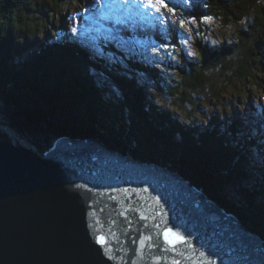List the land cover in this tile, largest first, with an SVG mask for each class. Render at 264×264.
<instances>
[{"label": "trees", "instance_id": "trees-1", "mask_svg": "<svg viewBox=\"0 0 264 264\" xmlns=\"http://www.w3.org/2000/svg\"><path fill=\"white\" fill-rule=\"evenodd\" d=\"M241 1H206L207 9L200 12V20L214 16L224 24H234L237 27L236 36L232 42L223 40L210 43L198 40V55L187 57L183 54L181 58H184V61L180 58L181 61L175 65L178 71L180 70V76L176 82L171 79L169 85L161 76V63L157 59V63L153 62L154 60L147 62L152 63L150 65L140 63L130 66L127 64L130 60L123 58L126 55L109 59L111 56H108L107 51L97 52L92 48L90 34L96 25H82L84 28L86 25L91 28H88V37L83 35L84 44H81L85 51L87 49L92 54L97 52L103 55L102 58L80 51L78 46L81 37L74 35L73 39L66 35V31L61 30L57 40L52 34L46 38L45 34L39 33L40 26L46 32L51 21L55 24L61 21L62 13L68 10L67 7L61 6L62 0H0V109L2 110L3 106L10 108L11 105V110L5 112L9 116L8 122L15 125L8 127L10 133L0 128V135L6 133L5 136L9 139L16 137L21 140L16 134L17 131L30 134L29 131L34 130L39 139H32L27 144L41 151L43 147L48 148L47 143L52 139L65 135L76 136L72 130L75 128L68 125L66 120L69 121L73 117L85 125L82 122L91 118L90 113L99 110L104 116H96L95 120H99L103 131L114 136L111 139L113 143L105 139L107 142L117 149L120 144L116 135L118 128H123V139L127 138L125 140L132 141V144L131 148L120 149L122 153L136 159L168 165L182 175L189 173L191 177H188V174L187 177L194 181L195 185L203 188L228 211L235 212L243 223L249 225L251 231L257 232L264 239V137H255L252 131L248 130L249 121H252L259 127L260 132L263 131L264 104L253 105V109L248 110L252 116L250 120L246 118L250 115L246 116L245 113L237 111L239 114L233 118L222 120L223 123L220 119L215 120L210 127H202V124H194V121L187 126L179 121L174 113L177 108L186 114L185 119L189 120L193 112L202 108L203 101H220V96L227 88L237 85L238 82L252 83L253 86L248 89L249 93L255 88L264 89V78L257 80L261 74L264 75V0ZM197 11L198 8L193 7L190 12L197 14ZM192 18L197 17L192 15ZM112 20L108 19L116 26L117 21ZM246 20L250 21L248 26L240 28V23ZM181 33L178 40L172 32L167 35L169 39H166L173 41L174 38V44L177 43L183 51L182 36L187 33ZM26 35H30L34 40H38V36H44L45 39V42L40 41L43 42L41 48L32 40L34 54L29 56L28 63L33 62V67L24 62L26 51L21 49L19 43L25 39L28 42L31 40ZM111 55L118 54L113 52ZM129 55L128 58H131L135 53L131 52ZM84 59L102 63L98 69L102 66L99 71L103 70L104 74L100 72L97 77L108 78L109 85L100 83L102 87H95L97 79H93L91 71L95 72L97 68L92 64L83 63ZM106 59H109L114 67L108 65ZM81 62L83 64H80ZM166 62L170 64L171 61ZM8 64L12 65L10 67L13 72L6 70ZM138 67L139 69L135 70ZM139 71L146 74L148 81L140 82L143 80L139 77ZM259 71L260 75L257 74ZM49 81L51 86L48 85ZM96 101L100 102L98 108H95ZM69 105L79 108L80 116L71 114ZM224 105L221 103L223 109L227 110ZM115 108L121 112L120 116ZM107 109H111V112ZM257 116L258 118H255ZM260 118L261 125L258 124ZM105 122L111 123V127ZM39 126H44L45 130ZM97 131L100 132L99 129ZM13 132H16L15 135ZM95 135L99 136V133ZM137 139L141 140L137 142ZM23 141L25 143V140Z\"/></svg>", "mask_w": 264, "mask_h": 264}, {"label": "water", "instance_id": "water-1", "mask_svg": "<svg viewBox=\"0 0 264 264\" xmlns=\"http://www.w3.org/2000/svg\"><path fill=\"white\" fill-rule=\"evenodd\" d=\"M0 264H264V239L176 171L98 140L39 151L0 136Z\"/></svg>", "mask_w": 264, "mask_h": 264}, {"label": "rangeland", "instance_id": "rangeland-1", "mask_svg": "<svg viewBox=\"0 0 264 264\" xmlns=\"http://www.w3.org/2000/svg\"><path fill=\"white\" fill-rule=\"evenodd\" d=\"M49 1L52 2V0H49ZM206 1H208V0H166L168 7L173 8L174 11L169 12L168 8H162L161 11L164 14H163V16H161L160 14L154 12L151 9L137 8V7L133 6L131 4V2L129 3L127 8L116 7V8H113L111 11H105V12L101 13V11L98 9V5L102 2V0H62L61 6L67 7L68 10H67V12L62 13L63 15H61V21L57 22V24H55L51 21V25H50L49 29L47 28L46 32L44 31L42 26H40L38 29H39V33L45 34L46 38H49V36L52 34L53 37L54 36L56 37V40L58 39V34L60 35L61 30L66 31L65 32L66 35L71 37V38L73 37L71 35V33L73 32V34L76 35L78 38L81 37V41H80L79 46H78L80 51H82L83 53L86 52L89 56H97L98 55L99 58H102L103 55L97 54V52H100L101 50L107 51L106 53L108 54V56L109 57L111 56V58H109V59H112V57H113V59H118L119 55L120 56L126 55V57H123V58H125V59L127 58L128 60H130L127 62V64H129L130 66H132V65L136 66V64H140V63H142L143 65H150L152 63L147 64V62L154 60L153 62L157 63V61H159V63H161V64H159V71L162 73L161 76L163 78H165L167 83L170 85L171 82H169V81L171 79L174 82H176V78H178L180 76L179 75L180 70L178 71V69L175 67V65H176V63L180 62L181 60L184 61V58H181L183 56V54L187 55V57H196L198 55V48H197V44H196V42L198 40L201 39L202 41H206V42H210V43L211 42L217 43L218 41L220 42L223 40L224 41L225 40L232 41L236 36L237 27L234 26V24H232V25L224 24L222 21H219V19L215 18L214 16L209 17V18L205 17V19L200 20V16H199L200 12L205 11L207 9V8H205ZM40 2H43V0H40ZM118 2H119V0H117V3ZM193 7L198 8L197 14H194L197 17L196 19L192 18L193 14L190 12ZM72 12L78 13V16ZM48 15H49V13H48ZM51 19H53V18H51ZM108 19H113L112 21H117V25L115 26V24L113 22L110 23L109 22L110 20L108 21ZM193 19H194V22H193ZM182 21H183V24L181 23ZM249 22L250 21H247V20L243 21L240 23L241 25H239V27L240 28L244 27V26L246 27V26H248L247 24ZM85 23H87V24L91 23L93 27L96 25L95 28L91 31V34H90V32H87L88 28H91L90 26L86 25L85 28L82 27V25H84ZM174 25H176V26H174ZM178 25L181 27L180 30H179L180 27H178ZM73 29H75V31H73ZM183 30L187 34H184L182 36V37H184L183 38L184 41L182 42L183 51H181L180 46L178 45L179 46V48H178L177 43H176V45L174 44V38H173V41L172 40L168 41L166 39V37H167V35H169L170 32H172L174 34V36L175 35L177 36V40H178L181 38L180 33L181 32L184 33ZM47 31L49 33H47ZM116 31H118L119 33H123L124 35L118 36L116 34L118 32H116ZM88 33L92 36L91 37V46H92V48L96 49V51H97V52H93V54L91 51H88L87 49L85 51V47L83 46V44H84L83 35H85V37H88ZM177 33H179V34L177 35ZM26 36L28 38H31V37H29L30 35H26ZM36 38H39V39L35 41L34 39L31 38V40L29 39V42L25 39L22 42L23 44L21 42H19L21 49L24 48L23 50L26 51V53H25L26 57L24 59V62H27V65H29L31 67H33V62L28 63L30 60V57L34 54V49H33V46L31 45V43L33 41H35V45L40 47L41 44L43 42H45L44 36H41V37L38 36ZM43 39H44V41H43ZM73 39H74V37H73ZM40 41H43V42H40ZM81 43H83V44H81ZM162 45H166L167 48L165 49L164 47H161ZM55 47H57V46H55ZM154 49H159V51H154ZM113 52L117 53L118 55L112 56L111 54H113ZM131 52H134L135 56H133V57L131 56V58H128L130 56L129 53H131ZM180 58H181V60H180ZM109 59H106L109 62L108 65L113 66L112 62H110ZM156 59H157V61H155ZM166 61H169V62L171 61V62H170V64H168V62H166ZM84 62L88 63L89 65L92 64L94 68H97L96 69L97 72L91 71L92 72L91 74L94 77L93 79H95L98 74H101V73L104 74L103 70L99 71L102 68V66L100 67V69H98L102 63L100 64L97 61H94V60L88 61L85 59H84L83 63ZM83 63L81 62L80 64H83ZM97 63H99V64H97ZM104 63L105 62H103V64ZM10 64H8L9 67L6 70L7 71L11 70L13 72V69L10 67L12 65H10ZM105 66H107V64H105ZM138 69H139V67L136 68L135 70H138ZM142 71H139L140 76L139 75L138 76L140 77V79L143 80L140 82L144 83V81L146 82V81H148V79L146 77V74H142L143 73ZM109 73H111V72H109ZM259 73H260V71L257 74H259ZM28 75H30V74H28ZM54 76H56V74H54ZM261 78L263 79L264 75L261 74L257 80H259ZM96 79L97 80H95L96 81L95 87H97V86L102 87L100 85V83L105 84V85H109V79L108 78H104L103 76H101V77L98 76ZM53 80H55L54 77H53ZM50 82L51 81H49L48 85L51 84ZM260 82H262V81H260ZM50 86L48 87V90L50 89ZM252 86H253V84L250 82L249 83H246L243 81L238 82L237 85H235V86L233 85V87L227 88V91L220 96V98H219L220 101L217 99L216 100L213 99V102H215V103H213L211 101H209V102L203 101L202 108H200L198 111L193 112L191 119L188 118L189 120H186L185 119L186 114L179 111L177 108L174 109V113L178 116L177 118L179 119V121H181L182 123L184 122L187 126H190L192 124L191 121H194V124H202V127L206 126V125H209L208 127H210V126H212L213 121L218 120V119H220L221 120L220 122L223 123L224 120H227L228 118L229 119L233 118L234 117L233 111H235V110H236V112L237 111L239 112L240 110L243 111V113H245L246 116L250 115L251 112H249L248 110L250 108H252L253 105L260 106L261 104H264V89H256L255 88V90L253 92L249 93L248 89H251ZM8 87H9V89L11 88V86H8ZM118 93L119 92H117V94ZM257 99L261 100L262 102H259V100H257ZM89 100H92V99H89ZM216 102H219L220 104H216ZM97 103H98V101H96V104ZM221 103L225 104L224 108H226L227 110L223 109V107L221 106ZM82 104H84L83 100H82ZM96 104H95V108L96 107L98 108V106ZM71 106L69 105L68 108H70ZM73 108L75 110L74 113H72L70 111L69 112L73 115L80 116L81 112H79V108H77L76 106H73ZM3 109H4V106L2 107V110L0 109V115H3V114H1V111L3 112ZM107 110L109 112H111V109H107ZM114 110L118 112L119 116L121 115V112L118 111L117 108H115ZM14 111H16V110H14ZM96 111H97L96 113H92V112L90 113L91 118H89L88 121L86 120V121L82 122V123H85V125L80 124L78 122V119H76V118H73V117L70 118L72 120L71 127L75 128V130L72 129L74 131L73 133L76 134V136H73V138H75V139L76 138H78V139L86 138L83 135H85V133H87L88 131H90L92 134H98L99 133L100 137H102L108 141H110L112 138H114V136L112 137L111 135H109L105 131H103L102 125H100L99 120H95L96 116L97 117L103 116L102 114H100L99 110H96ZM247 112H249V113L247 114ZM122 116H123V113H122ZM227 116H229V117H227ZM3 118L5 119L6 117L0 116V128L2 129V131H6V132L10 133V131H9L10 129L8 127L12 128L15 125H12L8 121H4ZM246 118H248V120H250L252 118V116L250 115V116H247ZM255 118H258V116ZM124 120H126V118ZM73 123H75V124H73ZM249 123H250V125L248 127V130L250 129L252 131V134L255 137H257V136L259 138L264 137V126H262L263 131L260 132L259 127L256 124H254V122L249 121ZM261 123H262V118H260V122H258V124L261 125ZM110 124H109V127H110ZM138 125H139V123H138ZM39 127H41L42 130H45L44 126H39ZM68 128H70V127H68ZM97 129H99L100 132H98ZM122 131L125 134V130L123 128H122ZM17 132L18 133H16V132L15 133L17 135H19L23 140H25V143H23V145L29 146L27 144V142H29L33 138H34L33 140H38V138H39V135H37L34 130L29 131L30 134H28V132H25V131H22V132L17 131ZM15 133L13 132V135H15ZM5 134H1L0 136L9 139L8 137L5 136ZM70 134H72V133H70ZM65 136H71V135H65ZM63 137L64 136H59L58 138H55L54 140L52 139L51 142L48 141V143H47L48 147L49 148L52 147L55 144L56 140H59V138H63ZM100 137H99V139H101ZM22 139L19 140L18 138L15 137L14 139H11V141L12 142L15 141V143L16 142L22 143V142H24ZM47 139H49V138H47ZM117 139H121V140H118V142L121 146H123L125 148H131L132 141H130V142L126 141L127 138L123 139L122 135H121V137H118ZM106 140L102 141L103 145L105 147H107L108 149L112 150L113 148L111 147L109 142L107 143ZM140 140L141 139H137V142ZM106 143L109 145H107ZM259 147H261L260 144H259ZM116 151L122 153L118 149H116ZM122 154H124V153H122ZM124 155H129V154H124ZM129 156H131V155H129ZM134 159H136V158H134ZM145 161L147 163H151V164L154 163L151 161L149 162V160H145ZM156 164H158L160 166L162 165V167H164L163 164H161V163H156ZM165 168H169L172 170V168L170 166L168 167V165ZM193 183H195V182H193ZM198 188L200 191H203L204 194H206L207 196L210 197V195L208 193H206L203 188H201V187H198ZM228 191H230V190L228 189ZM210 199L213 200L211 197H210ZM214 201L217 202L216 200H214ZM217 204L222 206L218 202H217ZM223 208H225V206H223ZM228 212L236 215L235 212H232V211H228ZM255 214H257L256 211H255ZM238 219L240 220V222H243L240 219V217H238ZM243 224L247 227V229H249L250 232H253L250 230L248 225H246L245 223H243ZM253 233H255V232H253ZM255 234H257V233H255Z\"/></svg>", "mask_w": 264, "mask_h": 264}, {"label": "snow or ice", "instance_id": "snow-or-ice-1", "mask_svg": "<svg viewBox=\"0 0 264 264\" xmlns=\"http://www.w3.org/2000/svg\"><path fill=\"white\" fill-rule=\"evenodd\" d=\"M130 2L133 6L137 8H148L160 14L161 16H163V13L161 11L162 8H168L169 12L174 11L173 8L168 7L166 0H119L118 3L117 0H102V2L98 5V9L101 11V13H103L105 11H111L113 8L116 7L127 8ZM181 23L183 24V21ZM73 31H75V29H73ZM161 47H164L165 49L167 48L166 45H162ZM154 51H159V49H154ZM170 236L173 237L172 239H169L170 244L174 245L176 243L186 242V238L184 236L174 234L171 229H169L165 233V238L168 239ZM98 243L104 245L105 244L104 238L100 237L98 239ZM201 254L204 255V253Z\"/></svg>", "mask_w": 264, "mask_h": 264}, {"label": "bare ground", "instance_id": "bare-ground-1", "mask_svg": "<svg viewBox=\"0 0 264 264\" xmlns=\"http://www.w3.org/2000/svg\"><path fill=\"white\" fill-rule=\"evenodd\" d=\"M243 1V0H242ZM241 1V2H242ZM248 1V0H247ZM239 2V1H238ZM240 2V3H241ZM240 3H238L239 5H240ZM239 8V7H238ZM241 8V7H240ZM261 8V7H260ZM263 8V7H262ZM200 10V9H199ZM242 12H243V10H242ZM72 13H75V12H72ZM77 16H78V13H75ZM153 14V13H152ZM164 14V13H163ZM236 14V13H235ZM194 15V14H193ZM239 15V14H238ZM233 16H234V14H233ZM158 17V16H157ZM160 17V16H159ZM77 19V18H76ZM225 19V18H224ZM223 20V19H222ZM229 20V19H228ZM261 22V21H260ZM120 24V23H119ZM166 24V23H165ZM255 24V23H254ZM258 24H259V22H258ZM60 25V24H59ZM256 25V24H255ZM263 26V25H262ZM193 27V26H192ZM260 27V26H259ZM67 28V27H66ZM107 29V28H106ZM241 30V29H240ZM249 33V32H248ZM118 36L119 35H124L123 33H116ZM71 35L74 37V34L73 33H71ZM128 35V34H127ZM240 35V34H239ZM238 35V36H239ZM117 38V37H116ZM184 38V37H183ZM240 40V39H239ZM36 41V40H35ZM43 41H44V39H43ZM108 41V40H107ZM119 42V41H118ZM161 42V41H160ZM232 42V41H231ZM241 42H242V40H241ZM158 43V42H157ZM238 43H240V42H238ZM23 44V43H22ZM121 44V43H120ZM52 47V46H51ZM234 47V46H233ZM237 47V46H236ZM228 48V47H227ZM242 48V47H241ZM71 50V49H70ZM244 51V50H243ZM238 52V51H237ZM242 52V51H241ZM240 56V55H239ZM137 58V57H136ZM242 59V58H241ZM142 60V59H141ZM205 64V63H204ZM229 64V63H228ZM147 68V67H146ZM172 68V67H171ZM63 71V70H62ZM110 72V71H109ZM195 72V71H194ZM175 74V73H174ZM70 75V74H69ZM86 76V75H85ZM110 77V76H109ZM112 77V76H111ZM168 77V76H167ZM224 77V76H223ZM97 78V77H96ZM229 78V77H228ZM177 79V78H176ZM238 79V78H237ZM240 79V78H239ZM231 80V79H230ZM236 80V79H235ZM171 81V80H170ZM169 81V82H170ZM173 81V80H172ZM228 81V80H227ZM60 82V81H59ZM96 82V81H95ZM174 82V81H173ZM78 83V82H77ZM194 83V82H193ZM62 84V83H61ZM65 84V83H64ZM69 85V84H68ZM123 95V94H122ZM150 98V97H149ZM8 100V99H7ZM98 100V99H97ZM106 100H109V99H106ZM111 101V100H110ZM8 104H9V102H7ZM100 103V102H99ZM99 103H97L96 105L99 107L100 105H99ZM105 105V104H104ZM107 105V104H106ZM105 105V106H106ZM152 106H153V104H152ZM40 108V107H39ZM9 109L11 110V105H10V108H9V106H4V109H3V112L1 111V114H3V115H0V116H3V117H6L5 119L3 118V120L4 121H8V114H7V112H5V110L6 111H9ZM76 109V108H75ZM152 109V108H151ZM244 109V108H243ZM68 110L70 111V112H72V113H74V108H73V106H71L70 108H68ZM66 111V110H65ZM198 111V110H197ZM158 112V111H157ZM156 112V113H157ZM239 112H243V111H239ZM197 113V112H196ZM233 113H234V116H236L237 114H239L238 112H236V110L235 111H233ZM155 114V113H154ZM201 114V113H200ZM12 116V115H11ZM104 116V115H103ZM221 118V117H220ZM123 120V119H122ZM11 121V120H10ZM124 121V120H123ZM65 122H67V123H69L68 125H72L71 123H72V120L70 119L69 121L68 120H66ZM105 123H107V122H105ZM73 124H75V123H73ZM107 126H109V124L107 123ZM110 127H111V125H110ZM66 131V130H65ZM63 132V131H62ZM89 132V133H88ZM85 135H83L84 137H86L85 139H92V140H98L99 142H101L102 144H103V142L102 141H105V139L104 138H101V139H99V136H96L95 134H92L90 131H88ZM117 132V131H116ZM116 132H115V134H116ZM185 132V131H184ZM199 132V131H198ZM95 133V132H94ZM123 131H122V128H118V133H117V138L118 137H121V135L123 136ZM92 134V135H91ZM202 134V133H201ZM42 136V135H41ZM63 138H68V139H73V136L71 135V136H64ZM34 139V138H33ZM39 139V138H38ZM118 140H120V139H118ZM111 141V143H113V141L112 140H110ZM14 143H15V141H14ZM108 143V142H107ZM106 143V144H107ZM110 143V142H109ZM16 144L17 145H22L23 144V142L22 143H20V142H16ZM107 145H109V144H107ZM111 145V144H110ZM46 146V145H45ZM119 146V145H118ZM111 147L113 148L111 151H116V148L114 147V145H111ZM124 147L123 146H119L117 149L118 150H120V149H123ZM121 151V150H120ZM117 152V151H116ZM125 152V151H124ZM187 152V151H186ZM212 152V151H211ZM248 154V153H247ZM205 155V154H204ZM134 157V156H133ZM202 157V156H201ZM143 162H146L145 160H143ZM150 162V161H149ZM147 163V162H146ZM155 163V162H154ZM153 163V164H154ZM224 163V162H223ZM162 166V165H161ZM164 167H166V165H163ZM175 169V168H174ZM173 170V169H172ZM175 171V170H174ZM226 171V170H225ZM179 174L181 173V172H178ZM184 174V173H183ZM187 174H188V177H191V175L189 174V173H186L185 175H182V174H180V176L183 178V180L185 181V182H189V183H191V184H195V183H193L192 182V180L191 179H189L188 177H187ZM228 176V175H227ZM198 187V186H197ZM220 200V199H219ZM246 211V210H245ZM248 215V214H247ZM249 226V225H248ZM252 229V228H251ZM249 230V229H248ZM257 233V232H256Z\"/></svg>", "mask_w": 264, "mask_h": 264}]
</instances>
